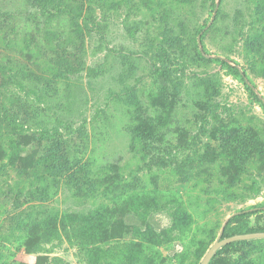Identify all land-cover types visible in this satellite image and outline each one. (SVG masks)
<instances>
[{
  "label": "rangeland",
  "instance_id": "1",
  "mask_svg": "<svg viewBox=\"0 0 264 264\" xmlns=\"http://www.w3.org/2000/svg\"><path fill=\"white\" fill-rule=\"evenodd\" d=\"M218 57L264 100V0H0V264H199L264 227V110Z\"/></svg>",
  "mask_w": 264,
  "mask_h": 264
},
{
  "label": "trees",
  "instance_id": "2",
  "mask_svg": "<svg viewBox=\"0 0 264 264\" xmlns=\"http://www.w3.org/2000/svg\"><path fill=\"white\" fill-rule=\"evenodd\" d=\"M34 1H36L41 6V8H43V1L44 0H34ZM217 59L224 66V68L228 71L229 74L233 75L234 77H236V78H238L244 82L243 84L247 87L249 94L252 97H254L255 101L264 110V100L257 94V92L254 90V87L251 84H249L250 82L247 81L245 72L242 71L237 66V64H231L227 60L222 59L220 57H218ZM184 71L185 70H184L183 66H181V67L180 66H173L172 67L170 59L166 56V54L162 50H158V52L156 54V63L153 65V68L151 70V74L153 76H158V75L164 74V73H172V74L182 75L184 73ZM5 113L6 112L3 113L2 117H4L9 122H15V120L13 118H10V116H7V113L6 114ZM59 127H62V126L59 125ZM59 127H54L52 129L46 130L45 131L46 137L58 139L57 136H61V134H62ZM261 208H262V206H256V207L243 209V210H240L239 212H237L236 215H242V216L250 215V214L255 213L256 211H258ZM95 216H96V214H93V215H91V217L89 216V217H86L84 219V221L88 224V226L90 228L89 238H93V239H96L99 236V233H100L99 227L101 225V221H95ZM229 222H230V219L227 221V223L223 229L222 237L231 236L233 234H239V233L264 231V227H261V228H257V229L248 228L245 230H235V231L227 232V225H229ZM245 243H246V240H237V241H233V242H230L228 244H225L224 246H222L221 248H219L215 252V254L211 258V260L215 256L220 255L222 251H226L228 254L231 253L232 251L236 252L239 248H241V245L245 244ZM96 254L99 255L100 253L97 251Z\"/></svg>",
  "mask_w": 264,
  "mask_h": 264
},
{
  "label": "water",
  "instance_id": "3",
  "mask_svg": "<svg viewBox=\"0 0 264 264\" xmlns=\"http://www.w3.org/2000/svg\"><path fill=\"white\" fill-rule=\"evenodd\" d=\"M198 41H200V36H198ZM228 219L229 218H227L222 224L217 237L215 238L211 246L207 249L199 264H208L211 258L213 257V255L215 254V252L225 244L237 240H248V239L264 237V231L246 232V233H239V234H233L231 236L222 237V232Z\"/></svg>",
  "mask_w": 264,
  "mask_h": 264
}]
</instances>
